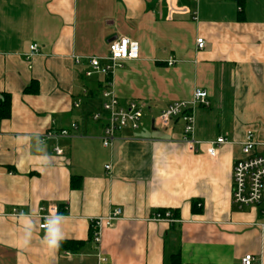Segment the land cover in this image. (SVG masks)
<instances>
[{
	"label": "crops",
	"instance_id": "0c3cea01",
	"mask_svg": "<svg viewBox=\"0 0 264 264\" xmlns=\"http://www.w3.org/2000/svg\"><path fill=\"white\" fill-rule=\"evenodd\" d=\"M194 7L0 0V101L10 104L9 117L0 116V264H100V255L105 264H241L247 255L264 264L263 208L232 201L247 132L264 142V0H200L197 22ZM121 38L138 44L139 58L111 82L122 103L144 106L145 124L118 131L106 148V123L92 115L102 111L107 79L85 74L88 59L107 57ZM32 45L38 53L29 57ZM196 89L210 102L195 110L196 139L228 142L216 158L205 146L198 155L186 149L181 122L151 125ZM52 129L72 136L41 144ZM49 208L58 215L41 230ZM116 208L122 218L99 247L91 220ZM167 211L174 222L153 221Z\"/></svg>",
	"mask_w": 264,
	"mask_h": 264
},
{
	"label": "built area",
	"instance_id": "2783aa9c",
	"mask_svg": "<svg viewBox=\"0 0 264 264\" xmlns=\"http://www.w3.org/2000/svg\"><path fill=\"white\" fill-rule=\"evenodd\" d=\"M168 4H172L177 0H164ZM194 10L191 12L192 20H199L198 5L200 0H192ZM172 10V8H171ZM188 12L187 8H181L180 13ZM197 50L202 51L205 48V41L198 39ZM38 53L36 45L30 47L29 57ZM139 58V46L127 38L116 39L109 46V54L105 58H89V69L86 77L90 78L94 75L102 76L106 79V87L102 91L103 99L102 111L95 112L92 115L94 122L105 121L104 133L102 136L103 146L111 148L116 138V133L123 129L132 131L140 130L144 127V106L138 102L131 101L122 103L113 88L111 77L117 70L124 67V62L134 61ZM79 63V60H77ZM169 64H173L172 61ZM199 105L208 107L210 105L208 94L196 89L193 98L190 101L177 102L163 110L158 118L155 119V127L164 129L174 122H181L183 126L182 137L180 142L186 149L198 155L202 152V147H206V154L211 158H216L219 150L228 144L224 137L216 140L201 142L195 137L196 119L195 110ZM80 107V101L75 104V108ZM72 130L78 131L76 124H72ZM72 136L68 130H50L44 134L39 142L43 144L49 139L67 138ZM244 159L237 162L233 169L232 175V201L240 210L244 208L262 207L264 213V142L257 140L254 132L248 131L244 142L241 144ZM55 153L60 156L62 150L57 147ZM110 169V166L107 167ZM14 215H19L14 213ZM23 215V212L20 213ZM58 213L55 208H49L47 213L40 216L42 224L41 230L51 228L49 220L57 217ZM123 212L121 208H116L105 217L94 218L91 220L92 238L97 246L100 247L102 241V232L105 229L112 228L122 218ZM154 222H174L171 212H158L153 216ZM264 230V225L260 226ZM100 264H105L107 259L100 255ZM255 259L251 255H247L241 259V264H253Z\"/></svg>",
	"mask_w": 264,
	"mask_h": 264
},
{
	"label": "trees",
	"instance_id": "16d2710c",
	"mask_svg": "<svg viewBox=\"0 0 264 264\" xmlns=\"http://www.w3.org/2000/svg\"><path fill=\"white\" fill-rule=\"evenodd\" d=\"M100 87H101V85H100ZM9 106H10V104H9V98H8V96H6L4 102H1L0 101V109H1L0 110V116L2 118H8L9 117V114H10V107ZM176 264H179V263H176Z\"/></svg>",
	"mask_w": 264,
	"mask_h": 264
},
{
	"label": "rangeland",
	"instance_id": "374dc122",
	"mask_svg": "<svg viewBox=\"0 0 264 264\" xmlns=\"http://www.w3.org/2000/svg\"><path fill=\"white\" fill-rule=\"evenodd\" d=\"M145 114H146V116L148 115V118L147 119H149L151 114L148 111H146Z\"/></svg>",
	"mask_w": 264,
	"mask_h": 264
},
{
	"label": "water",
	"instance_id": "95a60500",
	"mask_svg": "<svg viewBox=\"0 0 264 264\" xmlns=\"http://www.w3.org/2000/svg\"><path fill=\"white\" fill-rule=\"evenodd\" d=\"M151 125H152V127L154 128V125H155V119H153V120L151 121Z\"/></svg>",
	"mask_w": 264,
	"mask_h": 264
}]
</instances>
